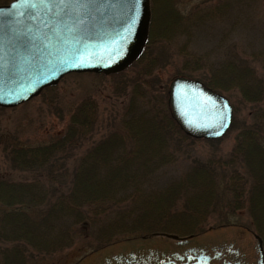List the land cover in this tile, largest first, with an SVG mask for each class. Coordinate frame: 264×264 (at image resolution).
<instances>
[{
    "label": "trees",
    "instance_id": "obj_1",
    "mask_svg": "<svg viewBox=\"0 0 264 264\" xmlns=\"http://www.w3.org/2000/svg\"><path fill=\"white\" fill-rule=\"evenodd\" d=\"M8 1L0 0V4ZM177 1H151L150 33L144 52L127 70L113 75L125 76L128 71L135 74L125 92L128 106L106 138L94 139L98 133V104L87 98L74 108L65 130L54 141L29 148L4 147L5 155L11 157L15 166L25 170L38 168L41 176L29 184L0 181V248L4 240L15 243L2 250L7 260L1 264H29L28 260L35 255L29 254L27 246L37 255H52L70 246L69 234L77 227H85L79 229L102 245L159 231L188 236L202 231L204 223L200 222L210 212L220 210L234 215L246 210L251 228L261 237L264 247V112L260 105L264 100V81L258 79L255 68L243 66L229 57L213 62L188 53L186 56L190 58L185 60L182 70L192 75L197 69H203L208 79L200 81L205 85L220 93L238 94L253 105L249 111L252 123H243L240 127L229 159L235 166L240 164L245 175L236 168L226 175L227 182L226 178L221 179L218 187L213 169L215 162L210 160L206 166H195L179 183L168 178L162 184L154 178L158 171L174 161L170 151L173 136L180 142L194 140L172 119L166 105L167 89L158 87V77L153 74L156 60L150 47L157 39L156 33L162 38L170 28L175 29L168 22L170 27H167L166 17L160 23L157 21L156 5L168 12L173 25L179 26L180 31L204 25L211 15L225 12L228 16L230 11L236 12L254 2L217 0L205 8V15L192 16L187 22L178 15L174 18L173 10L169 9L168 5L173 7ZM233 109L234 121L230 129L236 123V108L233 106ZM85 142L88 146L84 153L75 154ZM57 164L62 169L69 165L65 174L70 182L67 192L62 194L59 185L63 182L58 176L62 175L61 171L56 169L57 175L52 171ZM49 195L55 198L51 200ZM47 201L48 209L35 225L29 214L34 210H37L35 214H40L41 206ZM128 202V208L122 207ZM179 206L181 213L173 215L172 209ZM6 209L10 211L7 213ZM14 232H19L20 238H15Z\"/></svg>",
    "mask_w": 264,
    "mask_h": 264
},
{
    "label": "water",
    "instance_id": "obj_2",
    "mask_svg": "<svg viewBox=\"0 0 264 264\" xmlns=\"http://www.w3.org/2000/svg\"><path fill=\"white\" fill-rule=\"evenodd\" d=\"M13 0L0 5V107L13 108L72 73L127 70L144 52L150 0ZM13 5H16L14 8ZM168 106L195 139L223 137L233 107L220 93L184 76L169 83ZM76 264H264L261 237L226 224L180 237L149 233L109 243Z\"/></svg>",
    "mask_w": 264,
    "mask_h": 264
},
{
    "label": "rangeland",
    "instance_id": "obj_3",
    "mask_svg": "<svg viewBox=\"0 0 264 264\" xmlns=\"http://www.w3.org/2000/svg\"><path fill=\"white\" fill-rule=\"evenodd\" d=\"M253 1L250 6L238 9L236 12L230 11L228 16H225V12L220 15H211L207 18L204 25L190 26L186 30L182 29L180 31L179 26L173 25V20L167 15L168 12L166 13L163 8L156 5L157 21L160 23L166 17L165 23L167 27H170L169 24L171 23L172 27H175V29L170 28L165 33V37L162 38L158 37L160 33H156L157 39L154 40L150 47L155 53L156 63L155 68H153V74L158 77V87L160 89L166 88L168 95L169 83L175 77L184 76L198 81L202 78L208 79V75L203 69H197L196 72H192V75L185 74L182 71L185 66V60L190 58L186 56L188 53L198 54V56L207 60L209 58L213 62L229 57L243 66L255 68V74L258 79L264 81V0ZM215 3H217V0H179L176 4H173V7L168 6L170 7L169 9L176 12L175 14L172 11L174 18L181 16L189 22L192 16L205 15V8L207 9V6ZM169 11L171 12V10ZM202 65H200V69ZM73 74L62 78L58 85L43 91L38 97L26 103L13 108L0 107V181L29 184L40 177L41 173L38 168L25 170L18 165L15 166L11 157L8 154L5 155L4 147L29 148L54 141L65 130L74 108L84 99H94L98 104V133L94 136L97 141L106 138L109 131H112L113 125L121 118L124 109L128 106L129 98L126 97L125 92L129 88L130 78H134L135 74L133 71H128L125 76L121 77L94 73ZM142 81L145 82L144 80ZM221 94L236 108L235 125L217 143H213L208 139L195 138H192L194 140L180 142L177 137L173 136V140L170 141V151L174 161L155 174L154 178H156V181H160L163 184L165 179L169 178L178 183L182 182L181 180L184 179L185 174H188L195 166H206L210 160L215 162V168L213 169L218 187L221 186V179L224 180L226 178L224 181L227 182L228 177L226 175L236 168L238 172L245 175L241 169L242 166L240 164L237 166L233 165L229 162V159L235 147V138L241 131L240 127L243 123L248 125L252 123L249 111L253 105L248 104L242 100L241 96L230 91H222ZM158 96H160V93ZM166 105L170 110L168 98ZM260 105L262 106L261 110L264 112V100ZM87 146L86 142L83 143L80 149L75 150V154H83V150ZM196 163L197 165H195ZM68 166L62 169L60 164H57L55 169L52 170L56 175V169L61 171L62 175H58L59 180L63 182L62 186L59 185L60 194L67 192L70 182V178L65 174ZM41 179L43 181L47 180L46 178ZM49 198L53 200L55 196L49 195ZM129 205L130 203L128 202L122 207L128 208ZM47 206H49L48 201L41 206L40 214L38 212V214H35V210L29 214L33 216L32 218L28 217L35 225L38 221H41L40 217L46 213ZM16 207L14 206V208ZM175 208L172 209L171 213L173 215H176V212L180 214V206ZM16 209L14 210L17 211ZM9 211V209H6L5 212L8 213ZM18 212L21 211L19 210ZM200 223H204L202 230L227 223L245 225L254 231L251 228V220L246 210L236 212L235 215L227 214L226 210L212 211ZM77 228L73 231L71 230L69 234L71 237L70 246L64 247L52 255H37L32 248L27 246L29 254L35 255L28 260L29 264H76L84 256L103 246V243L98 242L96 238L88 237L85 231H81L85 227ZM28 229L29 231L32 230L31 227H28ZM13 234L15 238L21 236L19 232H14ZM4 241L0 252L6 250L8 246L13 247L12 245H15L12 240ZM5 259V254L3 252L0 253V264Z\"/></svg>",
    "mask_w": 264,
    "mask_h": 264
},
{
    "label": "snow or ice",
    "instance_id": "obj_4",
    "mask_svg": "<svg viewBox=\"0 0 264 264\" xmlns=\"http://www.w3.org/2000/svg\"><path fill=\"white\" fill-rule=\"evenodd\" d=\"M23 2H24L25 5L28 6V7H34V5H31V4L29 3V0H23ZM61 2L63 3V0H61ZM13 7L15 8L16 5H13Z\"/></svg>",
    "mask_w": 264,
    "mask_h": 264
}]
</instances>
